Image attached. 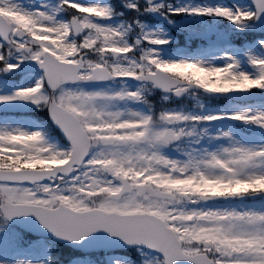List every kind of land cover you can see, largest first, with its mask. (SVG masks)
I'll use <instances>...</instances> for the list:
<instances>
[{
    "label": "clouds",
    "instance_id": "obj_1",
    "mask_svg": "<svg viewBox=\"0 0 264 264\" xmlns=\"http://www.w3.org/2000/svg\"><path fill=\"white\" fill-rule=\"evenodd\" d=\"M57 10L68 13L66 22L57 21L53 14L40 11H23L24 17L17 15L13 19L6 13L21 10L16 7L13 0H0V24L6 25L12 35L24 42L23 45H16L10 37L8 57L12 58L19 53L27 60L35 52L43 53L38 41L40 44L48 43L59 53L61 63L68 66L75 74V80L79 82L77 85L91 82L98 76L108 79L114 75L133 76L134 80L143 85L137 91L140 102L145 103L149 109L148 114H125L117 111L126 121L141 116L146 121L144 134L141 135L130 127L128 134L118 137L115 142L91 139L89 147L95 155L94 160L89 163L93 166L79 174L77 185H66L65 190H70L73 197L92 208L109 202L114 205L139 203L145 206V211L147 206L151 205L157 213L169 207L183 213L190 208L189 205L210 199L208 193L223 191L224 187H232L231 184L221 186L203 181L200 173L208 176H216L219 173L215 168H206L203 164L197 167L190 163L203 159V155L199 153H190L183 160L169 159L163 155V150L169 148L173 141L193 136L192 131H185L187 125L176 129L169 127L178 122L190 121L191 117L179 113L166 114L165 111L154 113L151 104L142 94H151L153 89L159 88L154 81H160L166 86H174L181 93L191 90L190 95H195V90H203L207 93L206 85L215 86L220 92H246L250 89L249 85H252L251 88L264 89V77L252 80L244 72L233 70L230 64L226 69L198 63L196 68H193L191 65L196 62L166 61L150 50H140L139 54L127 57L123 53L130 51L124 39L128 30L122 31L121 38L114 39L115 32L98 27L95 20L104 15L101 9L96 8L95 5L80 6L60 0ZM231 19L235 24H243L249 20V16L246 12L243 14L238 12ZM41 25L47 27L42 28ZM53 33L54 36L51 35ZM160 43L164 41L161 40ZM133 47H136L135 43ZM84 48L88 51L81 54V49ZM150 56L153 58L149 59ZM132 61L135 63L133 64ZM136 68L140 69L138 73L133 70ZM69 90L76 96L82 89L61 86L57 90H51L40 85L27 88L30 95L39 101L36 106L41 111L57 104L58 98ZM105 108L97 106L86 115L91 118L96 112H108ZM0 144L3 145L0 147V175L47 177L67 171L70 167L67 159L52 155L48 151L51 145L45 140L41 142L34 135H22L16 138L0 137ZM129 158H133L132 165L125 167V162L129 161ZM133 167L137 171H133ZM145 172L148 174L145 175ZM189 180L192 182L189 183ZM104 181H108V186L100 187ZM113 181H119L120 186H113ZM32 188L36 193L42 191L40 184H34ZM16 199L23 197L18 196ZM6 207L8 204L3 197H0V211ZM200 219L197 218L191 230L185 229L183 243L179 244V247L208 249L207 253L203 250L199 253L204 264H217V252L225 257L226 264L230 253L245 250L252 243L249 240L233 238L234 233L231 231L201 229L197 227ZM203 219L211 222V218Z\"/></svg>",
    "mask_w": 264,
    "mask_h": 264
},
{
    "label": "snow or ice",
    "instance_id": "obj_2",
    "mask_svg": "<svg viewBox=\"0 0 264 264\" xmlns=\"http://www.w3.org/2000/svg\"><path fill=\"white\" fill-rule=\"evenodd\" d=\"M65 3H74L73 0H65ZM148 7L145 12L157 13L162 12L164 5L154 4L153 0H146ZM77 4V3H76ZM255 11H230L227 8H202V9H167L166 14L177 15L182 12H188L194 15H207L221 17L233 23L231 17H234L238 12L240 14L248 13L249 20L258 18L260 14H264V0H253ZM80 5V4H78ZM84 6V5H80ZM101 9L104 13L99 19L108 18L109 10L103 7L95 6ZM128 8L139 11L135 3H129ZM220 9V11H217ZM164 14V13H163ZM231 14V17H230ZM8 17L15 18L17 15L24 17L23 11H9L6 13ZM247 21V22H248ZM246 23V22H245ZM243 23V24H245ZM243 24H235L242 26ZM46 28L47 25H41ZM100 28H105L98 26ZM108 31L115 32L114 39H119L123 35L118 29L106 28ZM87 30V29H86ZM54 36V33L51 34ZM71 35V30H69ZM11 40L16 45H23V41L12 35L6 25L0 24V65L4 72L14 71L20 63L26 60L19 53L16 54V63H9L8 57V41ZM163 39L152 38L150 34H143L140 40L135 41L136 47L128 45L130 51L123 53L127 57H132L136 54V48L142 42L150 45H163L160 43ZM38 46L43 49V53L35 52L27 59L35 62L43 70V78L36 81L31 88L40 85L42 88L47 87L51 90H57L66 84H78L75 80V74L68 66L61 63L59 53L55 48L48 43ZM264 46V44H262ZM153 54L155 52L149 49ZM88 49H81V54L87 52ZM71 55V54H69ZM47 58V59H46ZM153 57H149L152 59ZM231 60V58H229ZM134 64L135 61H132ZM196 62L191 67L196 68ZM251 63L258 68L259 74L255 78L264 77V59H252ZM232 65L233 70L236 68V62L227 63L223 68ZM137 73L139 68L133 69ZM203 75L202 68L200 69ZM117 79H134L130 75H114L111 79L98 76L91 82L117 80ZM157 87L164 92H173L175 95H181L174 86H166L160 81H154ZM251 88L252 85H249ZM29 88V87H28ZM209 94H226L231 92L245 91H225L220 92L212 85L205 86ZM16 97L21 99H29L31 103L37 105L39 101L34 99L27 88L20 89L16 93ZM3 99L0 98V102ZM140 101L138 91H129L123 89L120 92L112 95H107L103 92H86L83 89L76 96L69 91L58 98V103L48 108V114L52 121L63 132L68 141V147L65 151H53L50 146L48 151L62 159H67L70 167L67 171L58 172L56 175L47 177H14L0 175V197L8 204L3 211H0V244L3 243V237L8 235L10 222L18 217L34 216L39 223L50 231L53 235L68 240L78 241L88 236L90 233L96 232L98 229H103L112 236H117L125 243L132 245H144L149 250H154L162 255V259H157L156 264H204L200 252H209L208 249H184L179 247L183 243V233L185 229L191 230L197 218L199 224L197 227L205 230L231 231L234 233L233 238L249 240L251 245L242 251L230 253L227 256L226 264H264V211L255 210H236L229 208H196L191 207L183 213L178 210H173L169 207L157 213L156 209L151 205L144 210L143 205L137 204H112L106 203L97 208H92L76 199L70 194V190H65L66 185L75 186L79 183V174L93 165L89 163L94 160V152L89 147L91 139H102L115 142L118 137L126 136L130 127L141 135L144 134L146 121L141 116H136L131 120H124L118 112H96L91 118L86 113L97 106L107 107L115 101ZM166 114H176L172 111H165ZM182 115V114H181ZM219 116H204L191 117L190 121H213L222 119ZM228 119L250 123L264 129V113L255 114H233ZM22 135L35 136L41 142L44 141L42 133L38 131L24 132H0V137L16 138ZM225 135H227L225 133ZM3 145L0 144V147ZM147 159V155H145ZM133 158L125 162V167L132 165ZM259 162V163H258ZM194 166L203 164L206 168H215L219 173L216 176H208L203 173L199 175L206 183H215L221 186L233 185L232 187H224L223 191L216 190L208 193L209 200H227L230 198H239L247 195L264 194V172L256 173L252 171L259 167L260 163H264V147L248 148L233 144L224 148L220 153L206 152L203 154V159L198 161H190ZM133 171H137L133 167ZM72 174L69 177V174ZM78 173V174H77ZM148 173L145 172V175ZM185 179V177H180ZM192 181L189 180V183ZM40 184L42 191L34 192L32 185ZM108 186V181H104L100 187ZM113 186L119 187V181H113ZM251 190V191H249ZM22 196L23 199H16ZM197 205V204H193ZM187 216V219L183 217ZM203 218H211V222H207ZM217 264H225V257L217 252Z\"/></svg>",
    "mask_w": 264,
    "mask_h": 264
},
{
    "label": "rangeland",
    "instance_id": "obj_3",
    "mask_svg": "<svg viewBox=\"0 0 264 264\" xmlns=\"http://www.w3.org/2000/svg\"><path fill=\"white\" fill-rule=\"evenodd\" d=\"M118 1V0H116ZM165 0L160 1L157 4L164 5V9L162 12H167V9L170 7L173 10L175 9H202V8H215V7H223L227 8L230 11L235 12L236 10L240 11H253L251 6L248 2L245 0H228L225 2H216V3H210L209 0ZM74 3L80 4V5H95L99 7H103L109 10V16L108 18L103 19H96L95 23L98 26L105 27V28H111V29H117V23L112 21V14L111 9L112 5L106 4L104 0H101L100 2L94 0V1H84V0H73ZM120 6L124 7L127 12L124 11L125 14L128 12H131V16L133 17V21H130L129 24H126L122 26V30L125 29L128 30L125 33V36H132L133 41L140 40L142 35L147 33L150 34L152 38L156 39H163L166 40L167 43L165 45L173 43V37H171V34H183V36H189V35H200V37L205 38L208 42H211L215 38H220L222 41L225 42V45L222 47H217L216 49L208 50L209 53L203 54L199 59H196L192 62H201L205 66H212V67H223L227 63H230L232 61L236 62V68L235 71L238 72H244L245 74H248L250 78H255L258 76L259 71L258 68L255 67L252 63V59L261 60L264 59V37H261V40H257L256 42L252 43H246L244 37L249 33L256 30H264L263 27H258L253 20H250L243 24L242 26H237L235 24H232L229 20L221 17H215V16H207V15H194L190 14L188 12H182L177 15L167 14L168 19L167 21L163 23H148L147 19L145 18L147 15V12L144 11V9L147 7L146 4L142 0H119ZM13 3L16 5V7L21 11L26 12H45L46 14L49 13L48 6H41L40 10H31L27 6V0H13ZM129 3H135L137 5V8L139 11H134L127 7ZM115 4V3H114ZM117 5V4H116ZM229 5L233 7V9L229 8ZM254 12V11H253ZM55 17V16H54ZM57 21L64 22L61 19H57ZM170 27V28H168ZM126 39V38H125ZM126 41V40H125ZM127 42V41H126ZM134 44V43H133ZM162 45H150L147 43L142 42L140 45L136 48V54H139L140 50H149L152 49L156 54H158L159 58L166 60V61H179V60H185L190 61L189 59H186L185 57H182L178 54L172 55V53L163 52L161 49ZM231 58V60L229 59ZM30 60H24L22 63L19 64V66L14 70L11 71L10 75H13L17 73L16 71L20 68H22L26 62H29ZM9 63H16L17 59L16 56L9 58ZM191 62V61H190ZM2 69V65L0 67ZM4 71H0V74H7ZM20 86L17 89L12 90L11 92H5V86L2 84V87L4 90L0 89V98H8L3 99L2 102H0V111L4 112H11L15 113L18 111H24L30 108L31 106H36L31 103L30 98L29 99H21L16 97V93L20 89L28 88L36 83V79L34 77H26L23 76L21 78ZM128 81V79H126ZM83 89L86 92H103L107 95H112L118 91V88L113 87H84V86H73V87H65V88H77ZM251 89V88H250ZM248 90V92H252ZM257 92H264V89H257L254 88ZM195 95H188V102L193 104V110L196 112L192 113L190 111H187L188 113L182 112V115L187 116H194V117H201V114L198 113L200 111L199 107H203L204 109L209 105L210 100H207L204 98V94L201 93V91L195 90ZM164 99H167V97H163ZM223 106L228 107V112L226 115L231 116L233 114H242V113H248V114H255V113H264V105L259 106H251V112L247 111L245 107L231 105L228 102L223 103ZM117 101L109 104L105 110L108 112H123L125 114L127 113H137L133 108H129L126 111H121L120 107H118ZM130 107V106H129ZM190 110V109H189ZM198 113V114H196ZM215 113L211 114L214 115ZM203 115V114H202ZM124 119L125 117H121ZM238 125L243 124H249L244 123L241 121H237ZM187 125V127H185ZM200 126L201 124H197ZM253 125L257 128V130H261L257 125ZM179 127H185V131H192L193 136L187 137L189 145L194 144V141H198V139L203 142L204 144L208 140H212V136L214 133L221 137H226L225 143L221 144L222 146L220 148H215L213 150L206 149L204 152H201L199 154L203 155L206 152H216L220 153L224 148L229 147L233 144H236L238 146L248 147V148H260L264 147L263 145L258 144L259 142L254 140L253 142H248L246 139L251 140V138L247 137H241L238 136L237 133L233 132L232 135L228 133V130L224 127L221 128L222 130H219L218 132L213 130H208V134L206 133V130L204 128L199 127L197 132L200 134L199 136H195L194 132L197 129V126L194 125V123L187 124L184 122H179ZM24 131V132H34L38 131L28 120H21L20 122H15L13 119L10 120H2L0 121V132H14V131ZM225 133L227 135H225ZM48 145H51L55 150L58 151H65L66 147L58 142L45 140ZM197 153V152H196ZM168 158V157H167ZM171 159V158H169ZM259 163V162H258ZM252 171L256 173L264 172V163H260L259 167L256 169H253ZM223 209V207H217ZM34 248L37 250H43L45 248V244L40 242L34 244ZM139 256L143 260H150L152 257L148 253H145L143 251L139 252ZM23 259V263L21 262V259ZM109 260L114 264H130V261L126 259V257H122L120 255H112L109 257ZM109 260L106 259V257L103 255L100 256H82L80 258L81 264H110ZM6 264H25L26 262H30V264H43L39 263L37 259L27 257H19L14 261H7L5 260Z\"/></svg>",
    "mask_w": 264,
    "mask_h": 264
}]
</instances>
